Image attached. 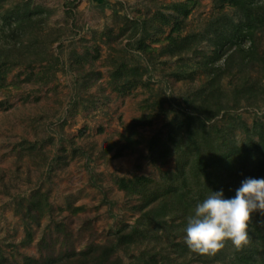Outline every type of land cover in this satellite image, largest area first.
Instances as JSON below:
<instances>
[{
    "label": "rangeland",
    "instance_id": "rangeland-1",
    "mask_svg": "<svg viewBox=\"0 0 264 264\" xmlns=\"http://www.w3.org/2000/svg\"><path fill=\"white\" fill-rule=\"evenodd\" d=\"M21 1L35 9L29 31L37 36V48L44 50L46 60L29 67L19 62L0 82V250L10 264H22L25 255L47 254L43 238L55 254L78 251L91 241H105L116 225L134 222L137 213L131 206L138 201L119 188L118 180L137 175L158 179L162 171L176 170L174 151L155 164L150 160V139L165 135L167 118L181 111L185 98L208 90L203 61L211 55L216 35L210 20L222 15L225 22L241 18L223 0H193L188 14L179 17V31H172L170 22L146 36L145 44L153 51L145 54L136 50L128 31L119 35V28L125 18L167 14L164 7L176 0H0V15ZM175 34L195 35V48L158 56L167 36ZM254 44L264 59V24L255 30ZM84 54L86 61L78 57ZM225 57L214 66H225ZM118 63L136 65L141 82L125 92L113 89L121 85L110 80ZM227 66L219 80L226 116L237 125L264 123V64L253 61L241 71L235 53ZM140 116L148 121L133 125ZM126 133L132 134V142L124 138ZM234 136L238 142L245 140L240 125ZM262 164L252 183L253 174L240 162L230 175L224 173L222 184L231 188L223 209L212 206L210 199L202 201L210 233L224 214L238 234L235 241L228 234L215 240L216 246H226V255L209 251L200 263L227 264L224 259L233 250L227 246H243L239 232L247 237L252 224L264 231ZM171 216L152 218L131 249L118 253L122 264L137 257L143 264L147 254L166 260L169 251L190 257L179 243V218Z\"/></svg>",
    "mask_w": 264,
    "mask_h": 264
},
{
    "label": "trees",
    "instance_id": "trees-1",
    "mask_svg": "<svg viewBox=\"0 0 264 264\" xmlns=\"http://www.w3.org/2000/svg\"><path fill=\"white\" fill-rule=\"evenodd\" d=\"M193 0H176L168 3L165 12L157 11L150 18L140 20H128L119 28L121 35L128 31V39L132 41L136 50L149 54L153 49L145 44V38L150 33H158L162 25L172 22V31H179V17H185ZM233 6L241 18L236 21L225 22L223 15L210 20L212 32L216 33L213 41L211 55L205 57L203 65L206 67L205 75L208 90H199L191 98H185V106L179 112H174L167 118L166 131L163 137L154 135L149 142V158L155 164L167 154L174 151L176 170L162 171L158 179L137 175L131 178H120L118 186L127 196L135 197L137 203L132 204L131 209L137 213L132 224L125 222L116 225L105 241L89 242L82 249L76 251L59 250L57 254L49 251L45 238L43 246L47 254L39 257L25 255L22 264H122L119 252H127L139 237L143 235L146 224L152 218L172 215L170 218H179V226H182V239L179 242L182 247H187L190 257H182L181 254L172 251L167 253V259H161L155 254L143 256V264H202L198 260L209 251L212 253L223 252L226 255V246L220 248L216 244L223 236L235 237V225L229 221L230 216L221 214L214 234L209 232L208 223L204 222L205 214L200 207L204 199H210L212 206L223 207L228 205L222 200L228 196V185L222 183L224 173L230 175L235 171L237 163L246 167L249 174L260 173L264 163V123L255 120L252 126H246L243 122L236 124L232 116H226L219 85L220 76L225 72L232 54L239 55L241 71L253 61L264 64L254 44V32L264 24V0H223ZM22 4V5H21ZM14 5L0 15V82L6 71L20 63L29 67L34 62L46 60L42 55L44 50H38L37 36L29 31L33 23L32 14L34 8H29V2ZM154 17L159 19L154 24ZM224 19V20H223ZM225 22V23H220ZM137 33H139L138 36ZM195 35H168L167 42L157 51L158 56L180 55L195 48L193 38ZM246 43L248 45L246 46ZM225 54L223 67L214 66L216 61ZM39 55H41L39 57ZM87 55L78 56L88 60ZM229 58V59H228ZM136 65L125 67L124 63H118L110 72V80L117 81L113 89L125 92L140 83V73ZM180 75V74H179ZM242 80L240 85H242ZM250 89V87H245ZM222 112L220 120H214ZM144 116L137 118L133 125L146 123ZM243 124V125H241ZM240 125L245 133V140L238 142L234 136V129ZM232 133V134H231ZM231 134V135H230ZM257 135V139H254ZM124 138L132 142L133 136L126 133ZM236 174V173H234ZM226 178V177H225ZM221 207V208H222ZM227 207V206H226ZM225 207V208H226ZM222 208V209H223ZM264 221V209L261 210ZM168 217V216H167ZM262 224V223H261ZM264 225V224H263ZM252 230L247 237L240 240L241 247L227 248L232 250L227 264H264V231L260 227L251 225ZM216 231V233H215ZM27 236L30 237L29 232ZM217 240V243L215 242ZM30 241V240H27ZM235 241V238H234ZM237 241V240H236ZM41 242V240H40ZM170 259H169V258ZM138 258H133L129 264H139ZM0 264H10L6 256L0 250ZM128 264V263H127Z\"/></svg>",
    "mask_w": 264,
    "mask_h": 264
}]
</instances>
